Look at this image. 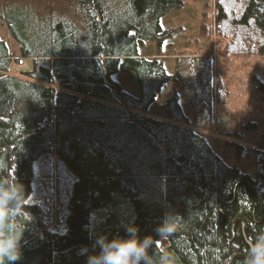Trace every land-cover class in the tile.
Returning <instances> with one entry per match:
<instances>
[{
  "label": "trees",
  "instance_id": "1",
  "mask_svg": "<svg viewBox=\"0 0 264 264\" xmlns=\"http://www.w3.org/2000/svg\"><path fill=\"white\" fill-rule=\"evenodd\" d=\"M180 5L0 2L19 48L13 56L0 39V166L33 198L17 264H85L81 246L98 252L97 235L126 237L129 224L139 239L152 237L154 264L162 253L173 264H242L247 241L264 229V169L241 173L202 134L175 123L188 120L175 93L161 105L169 121L143 113L175 77L189 117L206 129L213 123L210 58L176 57L170 74L160 59L137 52L143 40L169 35L159 18ZM214 5L222 51L264 55V0ZM21 58L31 59L30 68L13 71ZM118 68L134 71L138 96L111 77ZM258 144L264 147V131ZM168 216L179 217V226L165 239L156 229Z\"/></svg>",
  "mask_w": 264,
  "mask_h": 264
},
{
  "label": "rangeland",
  "instance_id": "2",
  "mask_svg": "<svg viewBox=\"0 0 264 264\" xmlns=\"http://www.w3.org/2000/svg\"><path fill=\"white\" fill-rule=\"evenodd\" d=\"M22 1L33 4L44 3L46 0H20ZM214 9V0H181L179 7L170 9L159 18L161 27L170 31L169 35L160 43L155 39H146L137 45L139 55L160 59L170 74L175 72L176 57L200 55L210 58L212 71L210 96L214 99L212 125L208 129L200 127L189 117L191 105L182 94L181 79L175 77L162 84L143 113L169 121L161 105L167 97L175 93L184 115L188 118L175 123L202 134L213 152L225 164L254 177L262 167L259 151L264 149L258 144L264 131V55L231 54L222 51L225 39H219L212 29ZM205 24L210 26L209 29H202ZM0 39L13 56L18 55V42L2 18ZM25 59H29L27 68L23 66ZM30 62V58H21L19 65L12 66V70H27ZM111 77L119 83L122 90L134 96L139 95L140 90L134 71L118 68ZM219 86L220 102L217 95ZM221 119L225 120L224 123L220 121Z\"/></svg>",
  "mask_w": 264,
  "mask_h": 264
},
{
  "label": "clouds",
  "instance_id": "3",
  "mask_svg": "<svg viewBox=\"0 0 264 264\" xmlns=\"http://www.w3.org/2000/svg\"><path fill=\"white\" fill-rule=\"evenodd\" d=\"M5 173L6 168L0 166V264H17L22 257L26 222L31 219L25 205L33 198L25 192L22 183ZM178 226L179 217L168 216L156 229L157 235L166 239L177 231ZM125 230L126 237L108 239L104 234L97 235L94 247L99 251L89 252L87 246H81L78 254L86 257L85 264H154L149 254L152 237L139 239L135 224H129ZM160 264H173V258L162 253ZM242 264H264V229L255 231L247 241Z\"/></svg>",
  "mask_w": 264,
  "mask_h": 264
},
{
  "label": "bare ground",
  "instance_id": "4",
  "mask_svg": "<svg viewBox=\"0 0 264 264\" xmlns=\"http://www.w3.org/2000/svg\"><path fill=\"white\" fill-rule=\"evenodd\" d=\"M24 62H25V64H23V66H24L25 68H27V67H28V64H29V59H25ZM29 66H30V65H29ZM220 121H221L222 123H224L225 120L221 119Z\"/></svg>",
  "mask_w": 264,
  "mask_h": 264
},
{
  "label": "water",
  "instance_id": "5",
  "mask_svg": "<svg viewBox=\"0 0 264 264\" xmlns=\"http://www.w3.org/2000/svg\"><path fill=\"white\" fill-rule=\"evenodd\" d=\"M262 168L264 169V161L262 162Z\"/></svg>",
  "mask_w": 264,
  "mask_h": 264
}]
</instances>
